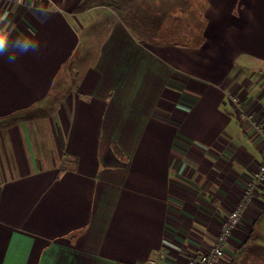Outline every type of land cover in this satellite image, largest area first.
Segmentation results:
<instances>
[{"label": "crops", "instance_id": "obj_1", "mask_svg": "<svg viewBox=\"0 0 264 264\" xmlns=\"http://www.w3.org/2000/svg\"><path fill=\"white\" fill-rule=\"evenodd\" d=\"M232 94L264 115V0H0V264H186L253 184L218 264H264Z\"/></svg>", "mask_w": 264, "mask_h": 264}, {"label": "built area", "instance_id": "obj_2", "mask_svg": "<svg viewBox=\"0 0 264 264\" xmlns=\"http://www.w3.org/2000/svg\"><path fill=\"white\" fill-rule=\"evenodd\" d=\"M229 100L235 106L237 116L243 125L254 134L257 133L258 146L264 153V115L259 118L257 112L248 107L245 100L238 95L232 94L229 96ZM257 178L259 181L264 182V161L257 174ZM254 191L255 187L253 184L244 192L242 199L233 205L209 250L190 255L186 259V264H218L225 254L226 245L241 223L245 209L256 199ZM161 258H165V255H162Z\"/></svg>", "mask_w": 264, "mask_h": 264}, {"label": "rangeland", "instance_id": "obj_3", "mask_svg": "<svg viewBox=\"0 0 264 264\" xmlns=\"http://www.w3.org/2000/svg\"><path fill=\"white\" fill-rule=\"evenodd\" d=\"M110 14L115 15L114 11H111ZM107 29H101L99 28H92V29H87V30H83L80 33V36L82 38L81 44L78 46V51L76 53V55L74 56V58L69 61V64L74 66L76 65L78 67V70L76 71L77 74L76 76H82V79L88 78V76L90 75V64L94 63L96 61V48L93 46L88 53L86 52L85 48L87 47V45L89 44V36L92 33L93 35H91V37H94V40L99 42L104 35L106 34ZM91 32V33H89ZM94 43V42H93ZM70 67V66H69ZM62 68V67H61ZM65 70V69H63ZM67 73V72H66ZM64 74H61L59 77H63ZM72 78H73V73L71 72V75L68 76L67 80L65 83H68L69 81L72 83ZM77 85H79L80 83H75ZM82 90V89H81ZM260 229V224L257 225L256 230L258 231Z\"/></svg>", "mask_w": 264, "mask_h": 264}, {"label": "trees", "instance_id": "obj_4", "mask_svg": "<svg viewBox=\"0 0 264 264\" xmlns=\"http://www.w3.org/2000/svg\"><path fill=\"white\" fill-rule=\"evenodd\" d=\"M113 150H114L115 154H116L119 158H121V159H124V158H125V156H124L122 150L120 149V147H119L118 145L114 144V145H113Z\"/></svg>", "mask_w": 264, "mask_h": 264}]
</instances>
